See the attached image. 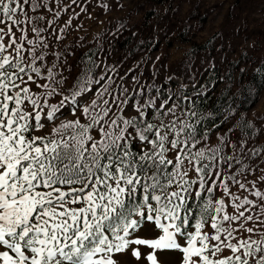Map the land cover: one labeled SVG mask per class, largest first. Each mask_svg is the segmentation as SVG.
I'll use <instances>...</instances> for the list:
<instances>
[{"label":"snow or ice","instance_id":"snow-or-ice-1","mask_svg":"<svg viewBox=\"0 0 264 264\" xmlns=\"http://www.w3.org/2000/svg\"><path fill=\"white\" fill-rule=\"evenodd\" d=\"M88 3L0 0V264H264V60L217 76V33L203 71L195 48L180 75L124 68V20L67 42Z\"/></svg>","mask_w":264,"mask_h":264},{"label":"rangeland","instance_id":"rangeland-1","mask_svg":"<svg viewBox=\"0 0 264 264\" xmlns=\"http://www.w3.org/2000/svg\"><path fill=\"white\" fill-rule=\"evenodd\" d=\"M98 2L91 0L88 3L91 18L81 14L83 27L73 31L67 42L70 44L83 38L91 46L98 37H103L106 30L114 31L116 24L124 20L137 36L133 38L132 31L123 32L107 52L109 62L124 60L127 55L124 68L134 67L137 61L147 56L145 74L152 71L154 65L161 77L166 73L180 75L185 55L195 48L199 50L197 67L203 71L208 62L205 59V63L200 64V59L205 58L204 46L217 33L222 34L221 38L215 41V46L209 45V59L214 58L217 76L223 75L225 70L238 76L239 70L244 68V80L247 81L264 60V0H106L110 5L106 14L97 6ZM186 21H190L194 29L187 39L181 35ZM198 21H202V27H197ZM153 37L156 39L150 48L143 46L146 51L138 49L135 55H128L130 44L139 40L151 41ZM108 39L112 40V36L109 35ZM242 53L246 54L247 60H242ZM207 77L205 72L204 78ZM223 88L222 82L217 83L215 91L219 94ZM232 90L236 91L235 87ZM209 95L211 100L208 102L213 103L216 96ZM247 115L250 120L264 118V93L251 105ZM159 258L161 264H172L163 254ZM125 264H133L132 258Z\"/></svg>","mask_w":264,"mask_h":264},{"label":"trees","instance_id":"trees-1","mask_svg":"<svg viewBox=\"0 0 264 264\" xmlns=\"http://www.w3.org/2000/svg\"><path fill=\"white\" fill-rule=\"evenodd\" d=\"M161 1H163V0H161ZM252 73H253V72H252ZM252 73H251V74H252ZM251 74H250V76H251Z\"/></svg>","mask_w":264,"mask_h":264}]
</instances>
